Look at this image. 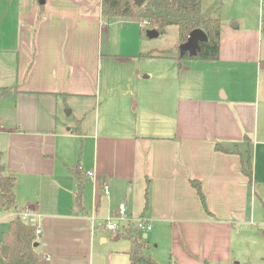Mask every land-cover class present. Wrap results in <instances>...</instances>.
Listing matches in <instances>:
<instances>
[{
	"label": "crops",
	"instance_id": "0c3cea01",
	"mask_svg": "<svg viewBox=\"0 0 264 264\" xmlns=\"http://www.w3.org/2000/svg\"><path fill=\"white\" fill-rule=\"evenodd\" d=\"M155 26L104 24L99 0H0V88L11 102L0 112L5 174L23 177L27 196L19 200L15 184L16 204L32 207L36 248L50 264H129L125 231L104 227L121 203L132 220L150 222L141 234L158 264L264 262V82L240 81L238 47L224 55L221 42L217 61L183 60L179 49L149 41L159 37L147 35ZM161 50L168 56H139ZM105 57L131 66L107 69L103 103ZM94 75L92 127L84 131L82 119L73 130L67 103L90 97ZM77 173L85 179L80 204ZM44 186L52 196L43 197ZM7 211L1 237L18 214Z\"/></svg>",
	"mask_w": 264,
	"mask_h": 264
},
{
	"label": "trees",
	"instance_id": "16d2710c",
	"mask_svg": "<svg viewBox=\"0 0 264 264\" xmlns=\"http://www.w3.org/2000/svg\"><path fill=\"white\" fill-rule=\"evenodd\" d=\"M100 16L104 24H109L114 19H130L146 21L150 25H156L159 36L166 32L170 26L177 29L178 46L185 43L188 35L195 29L202 30L207 42L200 44L199 52L190 57L185 54L181 59H194L199 61H217L220 52L221 22L219 17L206 14L202 9V0H145L141 6H137L133 0H99ZM178 49V47H177ZM167 57L166 51H150L140 54L141 57ZM10 93V89H0V98ZM219 148V147H218ZM243 174L250 181L251 163L248 158L242 164ZM77 185L75 202L80 204L84 192L85 179L77 173ZM191 186L196 191L201 202L204 197L201 185L198 181H191ZM264 210V200H261ZM0 207L5 210L18 208L15 200V178L6 175L0 158ZM122 237L130 241L128 252L129 264H158L148 254V242L143 239L141 233H135L132 224L125 229ZM35 227L24 222L16 215L2 234L0 240V264H50L45 255L40 253L33 244L36 241ZM168 264H176L169 261Z\"/></svg>",
	"mask_w": 264,
	"mask_h": 264
},
{
	"label": "rangeland",
	"instance_id": "374dc122",
	"mask_svg": "<svg viewBox=\"0 0 264 264\" xmlns=\"http://www.w3.org/2000/svg\"><path fill=\"white\" fill-rule=\"evenodd\" d=\"M92 1L93 3H96L97 0ZM202 9L206 14H210L213 17L220 18V43L222 42L223 54L228 55L232 48L238 47V51L242 53L243 58L246 59V63L238 66V68L241 69V77L239 78L241 79L240 81L243 83V85L246 87H250L259 82L261 86L264 82V10L260 8V0H202ZM116 20L126 19H114L113 21ZM146 39L149 40L148 38ZM149 41H152V43L154 44L160 45L158 46V48L169 50V52L174 55H176L177 53V47L179 49L181 46H178L177 44V29L175 26L168 27L163 35L155 38V40ZM108 59V57L102 59L99 72V87L101 90L100 102L103 103L105 102V99L104 95H102V91L104 85L108 82L106 81L107 69L111 68V70H117L129 68L131 66V64L128 65L127 62H119V64L115 65L110 62L111 60ZM9 61L11 60H2L3 63ZM96 81L97 75H94V81L89 86V94H91L90 97L78 98L77 100H71L67 103V105H69L70 107L75 108L74 115L69 118H65L69 122L70 128L73 130L78 128V123L76 121L82 119L84 124L81 127L84 128V131L88 132V130H90V128L92 127L94 115L93 110L94 108H97L94 98ZM119 82L120 80L117 76L110 83ZM9 101L10 95L8 93L4 94L0 98V112L2 109H5L7 106H9V104L11 103ZM69 111L70 109L67 110V112ZM74 143V149L76 152L80 148L79 146H81V139L78 138V140ZM0 151L3 152V154L0 153V158L1 162L4 164V172L6 173V160L8 157V151L7 144L4 141H0ZM65 158L67 160H70V154H68ZM57 163V168L58 170H60V164L59 162ZM44 182H46V180H44ZM15 184L18 189V199L21 200L22 198L27 196V189L25 187L26 185L23 177H21L20 175L19 177L17 176ZM43 188L44 198L47 196H52V192L54 193L53 189H49V191H47V186H44ZM7 216L9 217V212L7 210H0V217H5L7 219ZM96 222L97 224H100L98 219ZM4 224L5 221H0V237L2 230L6 225ZM113 235H118L119 237V233H113ZM258 264H264V262L260 260Z\"/></svg>",
	"mask_w": 264,
	"mask_h": 264
},
{
	"label": "built area",
	"instance_id": "2783aa9c",
	"mask_svg": "<svg viewBox=\"0 0 264 264\" xmlns=\"http://www.w3.org/2000/svg\"><path fill=\"white\" fill-rule=\"evenodd\" d=\"M260 8L264 10V0H260ZM140 25L142 27L149 26L150 23L146 21H140ZM86 176L93 178L94 175L92 172H86ZM102 193L104 195H108V187L107 185H103L101 189ZM20 218L31 225L35 227V236L36 238L41 234L40 227L37 223H34V214L33 209L31 206L24 207L21 211L18 212ZM38 218V216H35ZM97 220L96 215H91L90 222L92 224H95V221ZM133 226L134 230H136L137 233H147L152 229V226L149 221L145 219H137L132 220L130 215L128 214L127 207L125 203H121L114 214H110L104 219V227L107 231L111 233H117L119 231L124 232L126 228H128L129 225Z\"/></svg>",
	"mask_w": 264,
	"mask_h": 264
},
{
	"label": "water",
	"instance_id": "95a60500",
	"mask_svg": "<svg viewBox=\"0 0 264 264\" xmlns=\"http://www.w3.org/2000/svg\"><path fill=\"white\" fill-rule=\"evenodd\" d=\"M145 0H133L137 6H141ZM147 35L149 37H157L159 34L157 31H148ZM207 37L205 33L200 29H195L191 31L185 43L181 44L179 51L184 56L185 54L190 57L195 56L200 50V44L207 42ZM146 238V235H144ZM34 247L37 243L33 244Z\"/></svg>",
	"mask_w": 264,
	"mask_h": 264
}]
</instances>
